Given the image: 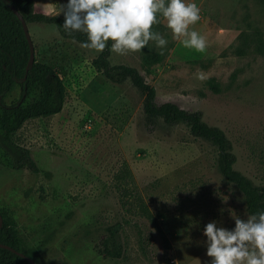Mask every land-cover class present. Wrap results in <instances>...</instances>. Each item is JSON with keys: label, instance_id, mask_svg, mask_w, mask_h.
<instances>
[{"label": "rangeland", "instance_id": "rangeland-1", "mask_svg": "<svg viewBox=\"0 0 264 264\" xmlns=\"http://www.w3.org/2000/svg\"><path fill=\"white\" fill-rule=\"evenodd\" d=\"M196 2L201 20L193 28L207 39L204 52L185 48L161 18L153 29L168 40L163 55L151 44L152 50L112 53L110 60L138 68L156 87L159 104L202 111L231 140L235 168L264 185V0ZM66 4L35 0L36 11L62 17ZM29 29L35 60L60 69L66 99L61 112L28 119L14 134L39 173L7 166L0 153V211L15 222L23 249L36 264H210L204 227L216 220L232 229V212L249 215L243 194L217 169V148L184 123L160 120L150 130L140 92L93 66L100 52L50 24ZM20 100L16 85L6 102ZM116 223L122 224L118 258L102 247Z\"/></svg>", "mask_w": 264, "mask_h": 264}, {"label": "trees", "instance_id": "trees-1", "mask_svg": "<svg viewBox=\"0 0 264 264\" xmlns=\"http://www.w3.org/2000/svg\"><path fill=\"white\" fill-rule=\"evenodd\" d=\"M15 6L28 24L45 23L56 27L60 35L79 43L87 40L83 33L69 34L63 29L65 17L49 15L36 11L35 0H0V153L1 160L14 169H29L39 173L40 167L28 148L16 143L14 134L31 118L55 115L62 111L66 93L58 67L50 63L36 61L27 72L30 59V45L24 31L22 21L13 11ZM111 41H109L110 47ZM112 52L106 48L93 59L92 64L98 73L116 84L130 82L143 96L142 110L146 127L153 130L162 120L168 126L184 123L190 133L200 139L212 143L218 150L217 169L230 183H233L243 194L246 210L249 215L264 210V185L256 184L251 178L235 168L237 160L233 144L225 131L210 125L199 110L189 111L175 102H157V89L148 83L138 68L125 64H113L110 60ZM16 85L21 86V100L8 104L6 97ZM38 92L32 101L27 99ZM125 188V187H123ZM142 206L143 203H142ZM143 214L156 226L153 214L142 208ZM2 225L0 227V243L12 246L25 256L33 258L31 250H24L18 235L15 222L0 211ZM121 223L107 228L108 234L102 240L103 251L111 257H121L123 244L120 231ZM0 264H31L30 261L11 250L0 246ZM40 264V263H37Z\"/></svg>", "mask_w": 264, "mask_h": 264}, {"label": "clouds", "instance_id": "clouds-1", "mask_svg": "<svg viewBox=\"0 0 264 264\" xmlns=\"http://www.w3.org/2000/svg\"><path fill=\"white\" fill-rule=\"evenodd\" d=\"M61 12L63 29L69 34H85L82 47L96 52L109 48L126 55L146 47L152 50L154 44L163 55L168 40L153 29L161 18L185 48L197 52L207 48L206 37L193 28L201 20L196 0H67ZM196 78L203 80L204 76L199 73ZM231 215L234 228L218 226L213 220L203 229L210 264H264V210L246 215V219Z\"/></svg>", "mask_w": 264, "mask_h": 264}, {"label": "water", "instance_id": "water-1", "mask_svg": "<svg viewBox=\"0 0 264 264\" xmlns=\"http://www.w3.org/2000/svg\"><path fill=\"white\" fill-rule=\"evenodd\" d=\"M12 9L16 13V15L19 17V19L22 21L24 31L26 33V37H27L29 45H30V59H29L27 69H26L28 72L30 70V68L34 65V63L36 62L34 42H33V39H32L31 33H30L29 24L26 22V20L22 16V14L18 11V9L15 6H12ZM1 225H2V217L0 215V227H1ZM0 246L7 248V249L11 250L12 252L27 258L31 264H36L35 261L33 260V258L25 256V254L23 252L18 251L17 249L13 248L12 246L4 244V243H0Z\"/></svg>", "mask_w": 264, "mask_h": 264}]
</instances>
